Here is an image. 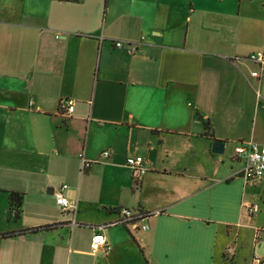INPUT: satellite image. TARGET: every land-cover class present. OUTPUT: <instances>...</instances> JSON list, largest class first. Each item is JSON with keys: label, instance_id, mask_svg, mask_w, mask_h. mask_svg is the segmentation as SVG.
Returning a JSON list of instances; mask_svg holds the SVG:
<instances>
[{"label": "crops", "instance_id": "1", "mask_svg": "<svg viewBox=\"0 0 264 264\" xmlns=\"http://www.w3.org/2000/svg\"><path fill=\"white\" fill-rule=\"evenodd\" d=\"M257 51L264 0H0V264H233L248 205L234 146L264 144ZM123 207L149 228L108 225L93 251L92 226Z\"/></svg>", "mask_w": 264, "mask_h": 264}, {"label": "built area", "instance_id": "2", "mask_svg": "<svg viewBox=\"0 0 264 264\" xmlns=\"http://www.w3.org/2000/svg\"><path fill=\"white\" fill-rule=\"evenodd\" d=\"M113 43L116 47H122L126 45L129 52H135L140 41H126L123 39H113ZM247 59L256 64V68L251 71L253 77H260L264 75V52L257 51L251 52L247 55ZM60 109L66 113L73 111V102L70 99H62L59 103ZM105 156L109 155V151H103ZM235 157L243 159V167L240 170V175L246 181L256 182L264 177V144H259L252 140L242 141L234 146ZM82 160V170H85L90 161L80 154ZM126 164L131 168L136 175L144 174L148 169L144 165V158L141 155H129L126 157ZM67 187L63 184L57 190L54 191L56 203L63 209V211L74 209V205L70 204L67 197L64 195V189ZM249 213H253L257 210V206L248 205ZM118 217L115 221L108 224H101L92 226L93 234L91 237L90 247L93 251L102 249L105 253L110 250L111 245L107 241L104 234L101 232L108 225L123 224L130 230H146L149 228V224L145 219L149 216L148 213L143 212L141 209H131L123 207L117 211ZM72 224H75L72 221ZM257 264H264V258H256Z\"/></svg>", "mask_w": 264, "mask_h": 264}, {"label": "rangeland", "instance_id": "3", "mask_svg": "<svg viewBox=\"0 0 264 264\" xmlns=\"http://www.w3.org/2000/svg\"><path fill=\"white\" fill-rule=\"evenodd\" d=\"M239 180H242L241 186H237L240 198L248 205L257 206V210L250 214L248 205L246 209L243 207L238 221L237 242L235 245L233 240L230 242L235 248L237 245V257L233 264H250L254 258H264V177L256 182L240 177L236 183Z\"/></svg>", "mask_w": 264, "mask_h": 264}, {"label": "trees", "instance_id": "4", "mask_svg": "<svg viewBox=\"0 0 264 264\" xmlns=\"http://www.w3.org/2000/svg\"><path fill=\"white\" fill-rule=\"evenodd\" d=\"M204 125L207 132L209 130V121L208 120L204 121ZM8 200H9V216L13 219L20 217V214L22 212V193L17 191H8Z\"/></svg>", "mask_w": 264, "mask_h": 264}, {"label": "water", "instance_id": "5", "mask_svg": "<svg viewBox=\"0 0 264 264\" xmlns=\"http://www.w3.org/2000/svg\"><path fill=\"white\" fill-rule=\"evenodd\" d=\"M211 151L213 153L221 154L224 151V141L215 140L211 144Z\"/></svg>", "mask_w": 264, "mask_h": 264}]
</instances>
